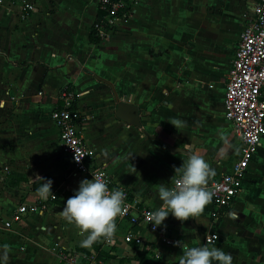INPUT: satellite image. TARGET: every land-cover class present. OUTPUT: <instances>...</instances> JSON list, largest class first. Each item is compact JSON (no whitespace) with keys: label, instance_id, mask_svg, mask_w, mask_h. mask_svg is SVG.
I'll return each mask as SVG.
<instances>
[{"label":"crops","instance_id":"0c3cea01","mask_svg":"<svg viewBox=\"0 0 264 264\" xmlns=\"http://www.w3.org/2000/svg\"><path fill=\"white\" fill-rule=\"evenodd\" d=\"M255 1L128 0L130 14L104 41L94 33L100 0H0V217L41 201L37 176L54 182L48 211L0 233V264H62L60 252L89 255L100 243L81 247L85 234L60 215L80 182L91 180L76 175L62 154L51 118L64 91L78 97L97 164L145 207L161 205L157 185L171 182L186 144L215 169L210 187L233 170L242 141L224 102ZM30 3L33 10L25 7ZM173 118L184 122L178 130L168 122ZM214 210L211 201L197 219L170 216L165 224L186 246L216 234L212 245L230 253L233 264H264V140L242 193L218 221ZM115 222L113 258L105 264H179L182 248H162L156 261L126 245L131 225Z\"/></svg>","mask_w":264,"mask_h":264},{"label":"built area","instance_id":"2783aa9c","mask_svg":"<svg viewBox=\"0 0 264 264\" xmlns=\"http://www.w3.org/2000/svg\"><path fill=\"white\" fill-rule=\"evenodd\" d=\"M25 7L34 9L31 3ZM128 8V3L123 0H100V9L106 16L95 23V33L104 41L111 39L119 28V23L130 14ZM60 101L62 107L53 111L51 118L60 130L62 154L68 158L76 175L93 179L92 174H100L109 190L120 189L126 193V211L123 216L117 217L131 225L124 237L125 244L143 252L149 251L156 261L161 259L162 248H181L176 243L183 240L173 236L172 228L165 223L156 229L149 225L145 214L153 209L145 207L128 189L118 186L105 167L97 164L98 155L83 136V114L77 107L76 93L64 91ZM224 106L226 119L239 134L242 147L240 159L233 170L211 187L215 192L212 199L215 207L212 217L215 221L219 220L222 211L230 208L242 193L248 169L264 140V0L254 2L252 15L241 34L229 74ZM48 209L49 199H41L32 205L20 204L7 218L0 217V233L10 231L27 216L44 214ZM148 233L155 234L158 240L147 239L145 235ZM218 239V235H211L206 238V243L212 245ZM99 241L101 249L93 250L89 255L76 251L60 252L61 263L105 264L101 254L114 247L116 241L114 238L111 242L103 238ZM149 242H154L156 248H148Z\"/></svg>","mask_w":264,"mask_h":264},{"label":"clouds","instance_id":"9594fccd","mask_svg":"<svg viewBox=\"0 0 264 264\" xmlns=\"http://www.w3.org/2000/svg\"><path fill=\"white\" fill-rule=\"evenodd\" d=\"M178 130L183 121L173 118L170 121ZM181 167H174L175 175L170 183H160L158 198L161 205L147 212L146 220L154 229L160 228L171 216L184 222L196 218L212 201L215 192L210 187V179L216 175L215 169L201 154L198 148L186 144ZM93 179H84L78 190L67 199L60 215L74 224L85 238L81 240L83 248L92 247L101 238L111 242L117 230L116 218L123 216L126 205V193L120 189L109 190L100 174ZM41 181L37 188L40 199L47 200L53 195V181L37 176ZM183 249L179 264H233V257L223 249L208 243L199 246H186L177 242Z\"/></svg>","mask_w":264,"mask_h":264},{"label":"trees","instance_id":"16d2710c","mask_svg":"<svg viewBox=\"0 0 264 264\" xmlns=\"http://www.w3.org/2000/svg\"><path fill=\"white\" fill-rule=\"evenodd\" d=\"M123 1L128 2V0H123ZM105 16H106V13L103 12V11H101V14H100V17H99L98 21L102 20V18L105 17ZM94 33H95V32H94ZM95 34H96V33H95ZM38 187H39V186H35L36 189H37ZM101 247H102V245L99 243V245H97V246L95 247V249H96V250H100ZM112 253H113V249H110V250H107V251H103L102 254H101L102 259H103V260H106V259L113 258V257H112ZM139 256H140V255H139Z\"/></svg>","mask_w":264,"mask_h":264}]
</instances>
